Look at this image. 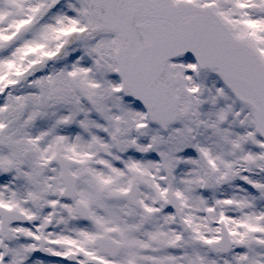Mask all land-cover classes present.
<instances>
[{
    "label": "snow or ice",
    "instance_id": "obj_1",
    "mask_svg": "<svg viewBox=\"0 0 264 264\" xmlns=\"http://www.w3.org/2000/svg\"><path fill=\"white\" fill-rule=\"evenodd\" d=\"M0 264H264V0H0Z\"/></svg>",
    "mask_w": 264,
    "mask_h": 264
}]
</instances>
